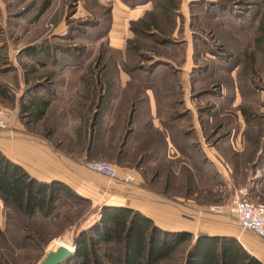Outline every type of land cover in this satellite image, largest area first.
<instances>
[{
  "label": "rangeland",
  "instance_id": "obj_1",
  "mask_svg": "<svg viewBox=\"0 0 264 264\" xmlns=\"http://www.w3.org/2000/svg\"><path fill=\"white\" fill-rule=\"evenodd\" d=\"M155 1L149 0L150 10ZM178 2L176 27L165 35L167 42L142 39L145 57L164 63L152 74H132L155 75L157 86L164 78L168 89L175 88L176 100L186 93V105L177 106L175 114L184 115L176 130L185 128L188 137L179 134L177 139L181 148L191 144L185 152L200 168L193 170L198 179L188 184L189 193L198 190L202 201L205 197L209 220L216 219L218 229L236 227L247 233L237 224L233 200L237 190L246 187L247 199L264 204V35L260 37L259 30L264 25V0ZM41 4L42 0H0V68L10 75L35 68L46 77L79 76L88 74V66L103 55L101 64L107 60L106 72L115 75L117 62L132 67L142 60L129 53L121 62L120 54L107 49L106 4L51 0L39 14ZM44 42L50 51L38 55L35 60L42 66L34 67L24 48ZM7 44L14 47L10 56ZM78 159L81 167L89 160ZM96 159L111 162L105 156ZM83 199L61 197L33 217L0 201V264H39L47 251L72 245L78 232L100 217L101 201ZM191 244H181L159 264H182Z\"/></svg>",
  "mask_w": 264,
  "mask_h": 264
},
{
  "label": "crops",
  "instance_id": "obj_2",
  "mask_svg": "<svg viewBox=\"0 0 264 264\" xmlns=\"http://www.w3.org/2000/svg\"><path fill=\"white\" fill-rule=\"evenodd\" d=\"M98 2L111 5V23L105 41L111 49L120 51L121 62L125 61L127 40L133 36L129 24L150 10V2L136 7L120 0ZM6 49L9 56L14 51L11 44ZM142 60L147 63L141 64ZM142 60L132 73L138 70L152 74L164 63L161 59L153 61L145 57ZM30 61L34 67L42 66L36 60ZM150 65L154 67L148 69ZM115 66L118 67L115 88L108 98L103 113L105 126H101L98 138H93L90 126H82V116L94 112L98 99L92 92L85 97L84 78L93 76L89 70L88 74L79 76L46 77L38 75L35 68L24 69L22 74L17 70L16 76L0 68V106L7 112L8 126L0 130V151L38 180L61 181L79 196L98 204L101 201L100 207L136 209L164 230L190 232L191 243L200 232L234 236L264 264L263 238L243 229L247 233H241L236 227L218 229L216 219L209 220L205 197L202 201L198 190L189 193L188 184H195L198 179L193 170L200 168L185 152L191 144L181 148L177 139L179 134L182 138L188 137L185 128L176 130L177 122L184 115L175 114L177 106L186 105V93L176 100L175 88L168 89L164 78L157 86L159 77L155 75L134 76L120 62ZM125 140L117 162L119 147ZM80 156L89 160L108 157L119 174L130 172L133 180H111L84 165L81 167Z\"/></svg>",
  "mask_w": 264,
  "mask_h": 264
},
{
  "label": "trees",
  "instance_id": "obj_3",
  "mask_svg": "<svg viewBox=\"0 0 264 264\" xmlns=\"http://www.w3.org/2000/svg\"><path fill=\"white\" fill-rule=\"evenodd\" d=\"M120 1L129 7L149 2V0ZM50 4L51 0H42L39 14L45 12ZM178 5V0H157L151 10L139 19L131 21L129 29L133 36L127 40L125 54L132 53L144 59L146 55L142 52L144 49L141 47L142 39L166 43L165 35L172 33L176 27L175 16ZM105 12L107 24L104 35L108 32L111 23L110 4L106 5ZM165 25H169V28ZM259 30L262 37L264 25H261ZM106 46L110 52L121 55L120 51L111 49L107 42ZM49 51L50 47L45 42L39 45L31 44L24 48L25 56L32 60ZM101 59L87 68L96 78H92L90 74V78H84L85 97L89 96L88 92H92L93 97H98L96 101L98 105L95 104L94 112L82 116V126H90L93 138H98L101 134L103 113L108 104V98L111 97L115 88V75L106 72L110 66L107 60L101 64V61H104V55L103 60ZM123 63L122 67L130 73L138 67ZM153 67L150 65L147 68ZM125 145L126 140L119 147L117 162H120ZM61 197L77 202L84 200L61 181L47 182L32 177L0 151V201L5 206L17 210L24 216L33 217L45 213ZM99 216L96 222L80 230L74 237L71 245L74 251L63 264H159L168 259L178 246L190 241L192 236L187 231L164 230L140 211L126 206L102 205ZM182 264L263 263L234 236L200 232L186 249Z\"/></svg>",
  "mask_w": 264,
  "mask_h": 264
},
{
  "label": "built area",
  "instance_id": "obj_4",
  "mask_svg": "<svg viewBox=\"0 0 264 264\" xmlns=\"http://www.w3.org/2000/svg\"><path fill=\"white\" fill-rule=\"evenodd\" d=\"M7 112L0 106V130L7 129ZM84 166L111 180L130 182L133 175L130 172L118 173L116 166L106 159L87 160ZM248 189L241 187L234 197V213L241 229L252 232L264 239V204L247 199Z\"/></svg>",
  "mask_w": 264,
  "mask_h": 264
},
{
  "label": "water",
  "instance_id": "obj_5",
  "mask_svg": "<svg viewBox=\"0 0 264 264\" xmlns=\"http://www.w3.org/2000/svg\"><path fill=\"white\" fill-rule=\"evenodd\" d=\"M73 251V246L60 244L56 248L47 251L39 264H63L68 260Z\"/></svg>",
  "mask_w": 264,
  "mask_h": 264
},
{
  "label": "bare ground",
  "instance_id": "obj_6",
  "mask_svg": "<svg viewBox=\"0 0 264 264\" xmlns=\"http://www.w3.org/2000/svg\"><path fill=\"white\" fill-rule=\"evenodd\" d=\"M66 245V244H65ZM68 246H71V245H68Z\"/></svg>",
  "mask_w": 264,
  "mask_h": 264
}]
</instances>
